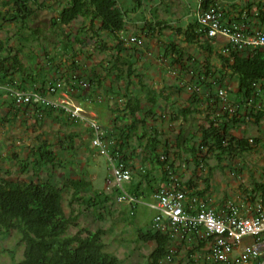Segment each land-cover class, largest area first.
<instances>
[{
	"label": "trees",
	"instance_id": "trees-1",
	"mask_svg": "<svg viewBox=\"0 0 264 264\" xmlns=\"http://www.w3.org/2000/svg\"><path fill=\"white\" fill-rule=\"evenodd\" d=\"M134 1L137 3L141 0ZM202 2L205 8L210 5L218 6L214 0H202ZM262 6H264V0L255 3L256 13L252 17L264 23ZM44 7L43 1L39 0H0V34L4 30L7 31L5 27L9 23L15 25L12 35L4 38L0 35V106H4L5 109L1 121H15L20 116L26 117L28 111L33 112V118L36 120L49 116L56 109L64 112L61 107L34 102L32 99L16 103L13 91L35 92L46 97L47 92L54 94L50 91V87H55L57 81L62 79L72 88L71 91L67 90L71 92L70 95L83 98L88 97L87 92L94 84L93 78L88 76V85L83 87L80 84L81 76L70 75L72 69L49 79L43 74L42 68L31 67L32 64L38 67L39 63L35 60L33 49L29 48L27 52L24 48L29 39L37 38L41 33V29L30 26V21L37 11ZM246 7L248 9V4ZM241 16L242 13L237 19L244 23L246 18ZM248 16H250L249 12ZM79 17L89 21V29L93 30L95 35L97 30L93 29L94 22L98 21V30L110 32L116 38H119L118 33L124 29L127 21L126 11L118 5L117 0H67L56 10V15L52 17V24L63 30V25L67 26ZM156 23L160 21L154 22ZM154 24L146 23L144 29L146 37L152 35ZM27 30L29 33H26ZM182 32L183 41L186 44L197 45L209 54L203 61L188 55L189 63L186 64L183 61V47L178 46L174 41L168 43V51L172 53V63L178 64L182 69H189V73H192L189 82V101L180 109V113L185 118L193 112L205 113L204 122L198 126V141L194 145H186L190 153L189 161L194 163L196 173L199 167L208 166L209 155L213 154L221 160L223 155L245 152L261 142L264 146V139L260 136L249 138L239 136L232 131L234 125L244 122L246 117L256 124L264 123V46L240 48L229 45L226 50L216 51L217 63H214L210 58L213 51L209 43L211 38L206 36L203 30H199L195 18L189 20ZM11 38L15 41L10 42ZM67 47L64 45L63 49L67 51ZM101 48H105V45ZM122 48L123 40L118 39L116 43L118 58L122 59L120 64H126L125 75L129 76L134 71L133 63L119 55ZM47 60L52 61V58ZM68 66L78 68L73 59ZM119 71L121 72L120 68ZM115 77L122 80L119 74ZM231 78L237 80V86L233 92L238 109L230 117L226 115L221 117L216 114L217 98L214 97L213 92L219 87L232 92L229 88ZM157 95L154 91L150 93L148 99L151 104L156 102ZM250 97L261 104V109L254 111L249 108L247 102ZM125 108L128 109L132 120L120 128L117 127L116 135L112 134V131L106 134L107 138L115 139V143L111 144L113 156L133 171L131 179L123 184L124 190L135 197H147L170 183L172 190L183 189L188 197L192 195L202 197L209 187V177H200L205 183L203 188H199L191 177L185 181L169 179L170 170L176 173L170 153L179 152L178 150L184 145L185 138L182 130L180 129L175 139L176 151H173L169 142L162 140L156 129L149 131L145 126L146 121H139V113L142 112L139 99L128 98ZM152 111L154 110L148 109V112ZM139 123H142L140 133L136 131ZM133 135L136 136L138 145L142 148L141 152L144 154L141 158L142 162L148 165L137 170L134 166H130L129 160L137 157L139 153H134L136 150L134 147L133 156H127L122 150L126 144H129ZM12 156L15 158L16 154L12 153ZM20 161L22 170L28 169L31 165L35 172L32 178L17 179L0 175V231L8 232L15 229L19 232L23 243V256L18 264H119V258L105 250V243L102 240L103 229L81 228L75 233L69 231L71 223L73 224L83 209H78L77 213L71 209L69 213H66L62 205L63 194L68 192L69 188L71 189L70 202L76 200L84 206L86 211L92 210L99 216V208L104 207L110 200L116 199V195L120 193L119 188L115 186L108 193L104 191L91 193V183L83 177L67 178L63 185H57L51 177L40 178L41 168L48 163L54 167L61 166L60 160L57 161L56 153L51 148V143L44 139L30 148L28 159H20ZM155 169L160 171L158 188L154 186L153 171ZM247 197L250 203L259 199L264 203V177L261 180H253ZM187 233L192 245L188 251L186 264L189 261L193 262L191 253L195 249L199 250L205 241L198 236V233L191 230H184L182 235L185 236ZM137 239L143 243L154 244L147 255L146 264H161L170 251L172 242L169 230L165 232L154 230L150 227V223L144 229H137Z\"/></svg>",
	"mask_w": 264,
	"mask_h": 264
},
{
	"label": "crops",
	"instance_id": "crops-1",
	"mask_svg": "<svg viewBox=\"0 0 264 264\" xmlns=\"http://www.w3.org/2000/svg\"><path fill=\"white\" fill-rule=\"evenodd\" d=\"M214 1L222 9L226 21H239L237 17L240 13H242L241 17L246 18L244 23L248 27V31H252L256 28L264 29V23H261L252 17V15H255L256 13L255 3L262 0ZM117 3L122 7L123 10L126 11L127 19L124 29L118 33L119 38H116L115 35L110 32L98 30V21L94 22L93 27L94 30H97L96 35L94 34L93 30L89 29V39H85L84 34L83 37H81L82 35L79 33L73 34L71 37L69 35L71 34L69 29H72L77 25V20L79 18L81 19V25L78 28L83 26L84 28H89V21L86 18L79 17L67 26L63 25V30H66L67 32L59 39V41H54L53 43L54 46H58L57 51H55L56 56L65 55L71 51V55H68V61L71 62L72 59L74 61L81 59L82 54L85 53V51L81 50L82 45L87 43L86 40H90L91 44L93 45L92 51L90 53H95V57L93 56L94 63H97L99 58H104L105 63L103 64L107 65L104 71L105 73L103 71H98L97 73L93 72L90 76L93 78L94 84H92L91 88L87 92L88 97L79 98L68 95L65 91L69 88V84L64 83L63 80H58L55 84L60 86V88H57L56 94H51L50 92L46 93L47 98H63L65 101H67V104L65 103V109H73V106H80L82 108V110L79 112V117L74 120H71L65 110L64 112H60L58 109L53 110V112H51V114L46 117H53V120L56 121H78L80 125L77 126L83 128L85 133H82L81 137L76 139L77 141L84 139L85 143H88V145L85 144L84 147H79L80 151H82L87 158H89V155H93V159H96V155L99 153L97 147L91 143L92 134L89 132V130H91L89 127V120L94 119L99 123L100 127L105 132V138L103 141L110 144L108 148L111 152V144L115 143V139L113 137L107 138L106 134L112 131V134L116 135L118 132L116 129L118 127L116 121H124L125 125L132 120L131 116L128 114V109L125 108V102L130 97L132 99L137 98L141 102L142 112L139 113V121H146L145 126L147 127V130L151 131L156 129L159 135L163 126H161V124L157 121H167L168 125H170L171 123H169V121H186L187 117L189 119V115H187L185 118L180 113V109L185 107L189 101V69H182L178 64L172 63V53H169L168 51V43L170 41H174L178 46L183 47V61L188 64L189 60L187 59L189 55V44H186L183 41L182 31L189 20H193L195 18L197 0H141L137 3L134 0H117ZM247 4L248 9L246 7ZM153 10H155V15L152 14ZM248 12L250 13V16H248ZM138 13L143 14L144 18L136 20L135 14ZM157 21H160V23L154 24V22ZM147 22L154 24V27L151 26L154 28V30L150 37H146L144 35V29ZM32 27L35 28L34 26ZM130 35L140 36L143 39V44L139 46L127 42V38ZM31 39L32 41L29 39L28 42H32L33 47L36 49L41 47V51L43 50L44 53L47 52V50H45V43L40 42V44H38V37ZM118 39L123 40V48L119 52V55L122 58L127 59V61H131L133 63L132 68L134 71L133 73L129 74V76L125 75L127 70L126 64H120L122 59L118 58V51L116 49V43H118ZM151 40H153V43H150ZM223 42L224 38L222 36H217L210 39L209 43L213 47V51L210 54L211 59L216 51L222 50ZM64 45L68 46L67 51L63 49ZM102 45H105V48L102 49ZM151 46H153V49H156V51H153ZM195 46L201 49L200 51L203 55L201 61H203L205 57L209 56V54L204 49L197 45ZM34 51L36 60V55L38 53L36 50ZM89 67L91 70L93 64L89 65ZM119 68L121 69V72L123 71L122 73L119 71ZM60 70L65 71V69ZM116 74L121 75L122 80L116 79ZM70 75H72V73ZM48 76L55 77L56 75L55 73H50ZM105 81H107L109 85H105ZM229 82H231L229 85L230 90L234 91L237 86L236 78L229 79ZM107 86H109V89ZM231 86L233 88H231ZM153 91L158 95L156 102L151 104L148 98L150 93ZM231 97L235 98V95H231ZM150 108L154 111L148 112V109ZM246 122L254 123L248 118H245L244 122L239 124L237 123L238 125L235 124L232 128V131L236 134V131L238 132L244 128ZM141 125L142 123L140 126ZM256 125L257 127L262 125L264 130L263 122H260V124ZM258 136L264 139V132ZM133 147L134 146L131 145V140H129V144H126L122 150L127 156H133ZM257 147H260L264 150V146L261 142L259 145L252 146V148L245 152L254 151ZM141 151L142 148H140L139 151L136 149L134 153L138 152L139 155L129 160L130 166H134L135 170L144 166H148L142 162L141 158L144 156V154ZM188 168V165L184 164L181 170H183L184 173H187L189 172ZM131 172L133 173L132 170ZM235 173L236 169L234 167H230V169L228 168L227 175L225 178H223V181L219 182V186L216 185L217 183L215 182H210L209 179V187L204 191L202 197L217 209L221 208L225 201L229 198L234 199L236 202L239 199L243 200L244 197H247L246 191L248 190L249 186H251L253 180H248L244 173L235 177ZM153 175L155 177L154 186L155 188H158L160 186V171L155 169L153 171ZM263 177L264 173L260 174L254 180H261ZM204 185L205 183L203 182V185H198V187L203 188ZM217 187L219 188L217 189ZM138 197H140V202L136 204L135 207L139 205L147 206L153 211V216L155 214V209L151 207V205L154 203L152 195L147 197ZM241 212L245 213L246 209H241ZM248 242H250V239L245 238L242 244L234 250L233 254H236L237 250L240 251L242 246ZM190 245L192 244L188 233L185 236L179 234L174 237L170 248L175 250V257L177 260H174L173 264H176L179 261L185 263L188 260V251L189 248H191ZM207 250V245L205 243L200 247L199 250L195 249L191 254L204 255L206 254ZM204 260L201 258L199 260L200 264H208L207 260ZM243 264H252V261L245 262Z\"/></svg>",
	"mask_w": 264,
	"mask_h": 264
},
{
	"label": "rangeland",
	"instance_id": "rangeland-1",
	"mask_svg": "<svg viewBox=\"0 0 264 264\" xmlns=\"http://www.w3.org/2000/svg\"><path fill=\"white\" fill-rule=\"evenodd\" d=\"M39 1H43L45 7L39 9L36 15L32 17L30 26L41 29L37 42H39L38 44H40V42L45 43V50H47V52L45 54L43 50L41 51V47L36 49L32 46V42H28L24 51L28 52L29 48H31L33 49L34 55V50L38 53L36 55V62L39 63V65L38 67H35V65L32 64L31 67L33 69L42 68L43 74H45L47 78L50 77L48 76L50 73H55L58 77L60 73H66L68 70L72 69V75L81 76L80 82H88V76H91L93 72H104L107 67V65L103 64L105 63L104 58H99V61L94 63L93 56L95 57V53H90L93 48L90 40H86L87 43L82 45L81 50L85 51V53L82 54L80 60L76 61L77 69L74 68V66H68L70 63L68 61V55H71V51L65 55L56 56L55 51H57L58 46H54L53 43L54 41H59L67 31H62L57 28V26H54L52 24V17L56 15V10L64 4L66 0ZM154 12L155 10L152 11L153 15H155ZM135 18L136 20L142 19L144 18V15L138 13L135 14ZM80 21L81 19L79 18L77 20V25L72 29H69L71 32L69 35L72 37L73 34L79 33L82 35L81 37H83L84 34L85 39H89V28H84V26L78 28L81 25ZM5 29L7 31L5 32L4 30L0 34L2 38L12 35L15 30V25L9 23ZM26 33H29V31L27 30ZM30 40L32 41V39ZM13 41H15V39L11 38L10 42ZM150 43H153V40H151ZM151 49H153V46H151ZM200 50L201 49L195 45H189V55L194 56L198 61H201L203 58ZM153 51H156V49H153ZM215 54L212 56L211 60L214 63H217V57ZM104 55L106 56L105 53ZM50 57L52 58V61L47 60ZM25 60L26 59H24V61ZM91 64H93V67L90 70L89 65ZM60 69H65V71ZM191 75L192 73H189V82ZM53 77L54 76H51L49 79ZM106 84L109 85L107 81H105V85ZM230 84L231 82H229V85ZM107 87L109 89V86ZM55 88H60V86L55 85ZM231 88L233 87L231 86ZM228 94L230 97L231 95L234 96L233 90L232 92L228 91ZM4 111V106H0V175L17 179L32 178L35 175V172L31 165L28 169L22 170V162L20 159H28L30 156V148L40 140L44 139L51 143V148L55 151L57 161L60 160L61 166L57 165L54 167L52 164L48 163L41 168L39 172L40 178L51 177L57 185H63L67 178L83 177L90 181L91 193L98 191L108 193L112 189L113 184L111 181L110 166L105 154L97 153L96 159H93V155H89V158H87L83 152L80 151L79 147H84V145H88V143H85L84 139H80L79 141L76 139H79L82 133H85L83 128L77 126L80 125L78 121H56L53 120V117L46 116L43 119L38 118L36 120L33 118V112L28 111V116H20L15 121L6 122L1 121ZM204 118V112H193L189 115V119L187 117L186 121H169V123H171L170 125H168L167 121H157L163 126L162 131L160 132V138L169 142L173 151H176L175 139L180 129L185 138L183 148L178 150L179 152H176L175 154L174 152L170 153V157L173 158V165L176 168L174 176H176L178 180L184 181L191 177L196 181L197 185L202 186L203 180L200 177L206 176L209 177L210 182H215L217 183L216 185H218L220 184L219 182L223 181V178L226 177L227 170L228 168L230 169V167L236 169L235 177L244 173L246 178L250 181L264 173V150L260 147H257L254 151L241 154L223 155L221 160H218L213 154L209 155V158L207 159L208 166L205 165L204 167H199L195 173L194 163L189 161L190 153L189 150L186 149V145H194L198 141V126L204 122ZM116 123L120 128L125 122L116 121ZM141 127L142 126L138 124L136 130L138 133L142 132ZM89 132H91V130H89ZM262 132H264L262 125L257 127L255 123L246 122L244 128L238 132L236 131V134L245 137H255L262 134ZM131 145H133L137 151L141 148L134 135L131 139ZM12 153L16 154L15 158H13ZM182 163L188 165L189 172L184 173V171L181 170V168H183ZM210 166L211 169H209ZM218 188L219 187H217V189ZM67 190L68 192H64L63 194L64 198L62 202L65 212L69 213L71 209H74V213H77L78 209H83V212L78 214V217L74 220L73 224L71 223L69 227L71 233H75L81 228H87L90 230L101 228L103 229L102 240L105 243V250L115 254L119 258V264H146L147 255L154 244L152 242L143 243L138 240L137 229H144L149 225L153 214V211L150 208L144 205H139L133 208L134 214H130L129 206L125 203H119L114 199L107 202L104 207L99 208L98 216V214L92 210L86 211L84 206L79 204L76 200L70 202L71 189L68 188ZM22 256L23 243L20 240L19 232L15 229L8 232L0 231V264H18ZM174 260H177V258L174 257ZM165 264H168V262H165ZM180 264L184 263L181 262Z\"/></svg>",
	"mask_w": 264,
	"mask_h": 264
},
{
	"label": "built area",
	"instance_id": "built-area-1",
	"mask_svg": "<svg viewBox=\"0 0 264 264\" xmlns=\"http://www.w3.org/2000/svg\"><path fill=\"white\" fill-rule=\"evenodd\" d=\"M264 9V6H262ZM195 20L199 30H203L206 36L215 38L222 36L224 42L222 50L227 46L240 48H254L264 46V29L256 28L252 31L247 30V26L241 20L226 21L223 11L219 6L210 5L203 7L202 0H197ZM127 42L141 46L143 39L137 35H130ZM83 87L88 85L87 81H81ZM67 90L72 88L68 86ZM65 91L68 95L71 92ZM50 91L56 94L57 89L53 86ZM217 98L216 114L221 117L232 116L238 107L234 98L230 97L224 87L216 88L213 92ZM15 101L25 102L32 99L34 102H44L54 107L63 108L71 119H77L80 106H73V109H65L67 101L63 98L42 97L35 92L13 91ZM251 110L261 109L258 101L248 99ZM89 127L92 132L91 143L97 147L98 152L105 154L112 177V186L119 188L120 193L116 195V201L125 203L129 206L130 214H134L133 208L140 202V197H135L123 188V184L132 177L131 169L110 152L109 143L103 141L105 132L99 123L91 119ZM251 141V139H249ZM185 163H182L184 166ZM169 179L178 181L172 171H169ZM168 187V188H166ZM246 192V196H248ZM154 203L151 205L155 209V214L151 217L150 227L154 230L165 232L169 230L170 238L173 240L184 230H191L198 233V236L205 239L207 252L204 255H194L193 262L187 264H200V259H206L208 264H243L252 261V264H264V203L259 199L250 203L248 197H244L237 202L234 199H227L224 205L217 209L212 206L205 198L192 195L188 197L183 189H171L170 183L165 188L155 191L152 194ZM246 212L242 213L241 209ZM245 238L250 242L245 243L241 250H234L240 246ZM175 250L170 251L162 260L161 264L173 263ZM205 261V260H204Z\"/></svg>",
	"mask_w": 264,
	"mask_h": 264
},
{
	"label": "bare ground",
	"instance_id": "bare-ground-1",
	"mask_svg": "<svg viewBox=\"0 0 264 264\" xmlns=\"http://www.w3.org/2000/svg\"><path fill=\"white\" fill-rule=\"evenodd\" d=\"M17 103V102H16ZM18 103H20V102H18ZM249 187H251V186H249ZM251 189V188H250ZM246 192H248V190L246 191Z\"/></svg>",
	"mask_w": 264,
	"mask_h": 264
}]
</instances>
